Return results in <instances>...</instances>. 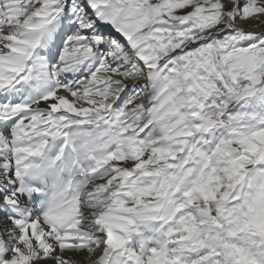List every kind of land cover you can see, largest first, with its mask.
<instances>
[{"label":"snow or ice","instance_id":"1","mask_svg":"<svg viewBox=\"0 0 264 264\" xmlns=\"http://www.w3.org/2000/svg\"><path fill=\"white\" fill-rule=\"evenodd\" d=\"M0 264H264V0H0Z\"/></svg>","mask_w":264,"mask_h":264},{"label":"bare ground","instance_id":"2","mask_svg":"<svg viewBox=\"0 0 264 264\" xmlns=\"http://www.w3.org/2000/svg\"><path fill=\"white\" fill-rule=\"evenodd\" d=\"M261 29L260 28H257L256 31H260Z\"/></svg>","mask_w":264,"mask_h":264}]
</instances>
